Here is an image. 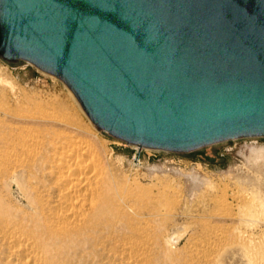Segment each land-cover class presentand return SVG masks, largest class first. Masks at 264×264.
<instances>
[{
  "label": "water",
  "instance_id": "95a60500",
  "mask_svg": "<svg viewBox=\"0 0 264 264\" xmlns=\"http://www.w3.org/2000/svg\"><path fill=\"white\" fill-rule=\"evenodd\" d=\"M0 56L62 78L128 142L264 135V0H0Z\"/></svg>",
  "mask_w": 264,
  "mask_h": 264
},
{
  "label": "rangeland",
  "instance_id": "374dc122",
  "mask_svg": "<svg viewBox=\"0 0 264 264\" xmlns=\"http://www.w3.org/2000/svg\"><path fill=\"white\" fill-rule=\"evenodd\" d=\"M43 114L66 123L54 127L76 131L92 142L96 170L108 179L111 201L105 212L114 221L104 224L107 234L126 237L134 227L156 233L176 254L177 264H188L194 243L206 238L219 241L215 232L228 238L260 233L240 225L237 217L243 203L237 196L251 191L249 178L258 171L249 167L250 147L264 145V135L224 139L187 151L141 148L93 122L62 78L26 59L0 56L1 124L10 123L13 139L20 140L22 128L34 135L39 132ZM13 174L0 185V192L16 209L17 220L24 213L34 215L29 196L36 195L32 187L38 180L29 176L28 167L16 168ZM103 234L96 240L104 241ZM0 264H6L1 246Z\"/></svg>",
  "mask_w": 264,
  "mask_h": 264
},
{
  "label": "bare ground",
  "instance_id": "6f19581e",
  "mask_svg": "<svg viewBox=\"0 0 264 264\" xmlns=\"http://www.w3.org/2000/svg\"><path fill=\"white\" fill-rule=\"evenodd\" d=\"M40 120L44 123L36 135L29 128L18 130L20 140L13 139L10 123L0 121V185L19 167H28L29 176L38 180L32 187L36 195L29 196L35 216L24 213L14 219L16 209L0 192V246L6 264H177L176 254L156 233L134 227L126 237L107 234L104 224L114 221L105 212L111 201L108 179L96 170L92 142L76 131L54 127L65 125L62 119L48 120L43 114ZM250 148L249 167L258 174L249 178L251 191L237 196L243 203L237 219L260 233L228 238L215 232L219 241L194 243L186 263L264 264V145ZM100 234L104 241L96 240Z\"/></svg>",
  "mask_w": 264,
  "mask_h": 264
}]
</instances>
